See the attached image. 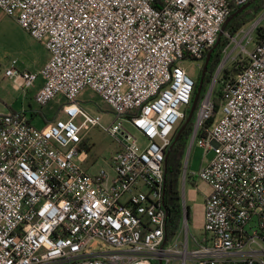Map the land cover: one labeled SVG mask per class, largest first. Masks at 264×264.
<instances>
[{
	"label": "built area",
	"instance_id": "2783aa9c",
	"mask_svg": "<svg viewBox=\"0 0 264 264\" xmlns=\"http://www.w3.org/2000/svg\"><path fill=\"white\" fill-rule=\"evenodd\" d=\"M249 1L0 0L48 52L38 72L12 59L4 78L17 92L41 78L36 103L63 99L66 116L39 129L23 111L0 115V264H264V33L234 77L223 76L234 58L220 61L196 112L189 151L213 152L191 174L212 189L202 238L189 235L183 196L182 227L166 242L164 161L195 88L183 62L201 68L233 7ZM263 22L264 12L224 32L223 54L233 42L245 51ZM86 90L110 107L109 127L80 105ZM95 127L119 144L112 174L82 166L81 132Z\"/></svg>",
	"mask_w": 264,
	"mask_h": 264
},
{
	"label": "rangeland",
	"instance_id": "374dc122",
	"mask_svg": "<svg viewBox=\"0 0 264 264\" xmlns=\"http://www.w3.org/2000/svg\"><path fill=\"white\" fill-rule=\"evenodd\" d=\"M263 12L264 10L259 12L253 21L257 20ZM253 21L244 26L245 30L249 28ZM262 26L264 27V22ZM240 37H242V35L238 36V39H240ZM255 42V33H252V42L245 47V51L237 48V44L233 42L228 47L227 54H222L221 56V60L228 57V54H230L231 58H234L235 62L232 60L227 62V69L230 70L235 63H246V53L254 48ZM42 53V44L33 40L17 25L12 17L7 16L0 11V114L8 113L11 108L13 110H20L21 104L28 108L30 106L32 110L35 112L40 111L42 114V116H33L31 118L32 125L39 129L43 128V119L51 120L55 117L62 120L66 119L65 114L62 112L64 100H53L48 105L40 107L33 97V88L29 90L30 92L27 96H25L26 92L14 91L11 86L12 81L4 78L3 72L10 66V61L12 59L17 60V67L20 70L28 69L36 71L40 66V57ZM201 64L200 61L194 60H186L183 62V66L188 75L194 80H196L200 73ZM218 87L219 84H217L216 89H218ZM79 102L82 108L87 112L91 114H99L102 119L101 123L104 127H109L113 122L114 115L112 114L110 107L92 91L86 90L83 95L80 96ZM221 116L220 107L216 113V119H219ZM80 121L81 119L78 118L75 122L80 123ZM180 124L176 126V129ZM212 124L213 121L211 125ZM126 127L130 132L135 133L129 125L126 124ZM81 136L84 141V146L82 148L87 151L89 155L86 162L82 163V166L90 173L104 170L108 171L109 174H112L110 160L119 146L118 142L98 127L83 130ZM189 143L190 139L181 162L178 197L181 204L184 196L186 206L189 209V235L195 236L200 240L203 232L202 217L204 214V202L212 193V189L205 181L194 178L191 174L197 173L202 166H205L213 158V152L210 151L205 154L204 149L200 148L197 144H194L189 151ZM186 161L188 164L186 169L187 176L183 185V173ZM181 225L182 223L180 224V228L182 227ZM181 232L180 235L183 237V231Z\"/></svg>",
	"mask_w": 264,
	"mask_h": 264
},
{
	"label": "trees",
	"instance_id": "16d2710c",
	"mask_svg": "<svg viewBox=\"0 0 264 264\" xmlns=\"http://www.w3.org/2000/svg\"><path fill=\"white\" fill-rule=\"evenodd\" d=\"M250 3V6H248L245 10H243L241 13H239L237 16H235L227 25L225 32L233 35L237 31H239L242 27H244L249 22L253 21L257 14L264 10V0H254L251 2V0L248 2ZM241 6H234L232 9L231 14L236 12ZM264 33V27L260 26L256 29V41H258ZM229 41L222 35L221 39L219 41V44L217 48L212 52L210 56V60L207 65V73L205 74L203 78L202 83V90L199 96V100L195 109V113L191 119V121L188 123V125L185 127L181 135L179 136L178 140L174 144L173 148L171 149L170 153L167 157V171L165 175V195H164V206L167 212V221H166V242H169L173 236L179 231L181 219H182V210L181 205L178 197V182L180 177V167L183 155L185 153V150L187 148L189 139L191 137V134L193 132L194 127V120L196 117V112L198 110V106L200 103V100L203 98L207 87L211 81L212 74L216 70L218 64L221 61V56L223 54L224 49L227 47ZM246 63H235L231 67V69L224 70L223 76L224 78L228 77H234L238 72L241 71L243 66ZM203 67V66H202ZM202 67L200 69V73L198 77L195 80V88L193 96L196 92V88L198 87L199 81L201 79V73H202ZM214 101L215 104L218 106L220 101V92L217 91L214 93ZM190 108V106H189ZM189 108L187 109L185 116L183 120L181 121L180 126L176 129L174 133V137L176 136V133L178 129L183 125V123L186 121ZM9 112L14 113L16 111L9 110ZM36 115L41 114L40 111L35 112ZM54 118L51 120L43 119L44 126L48 125ZM212 119L207 120L203 124V129H208L209 126L212 123ZM30 122V119H29ZM204 135V132L201 131L198 135V137H202Z\"/></svg>",
	"mask_w": 264,
	"mask_h": 264
},
{
	"label": "water",
	"instance_id": "95a60500",
	"mask_svg": "<svg viewBox=\"0 0 264 264\" xmlns=\"http://www.w3.org/2000/svg\"><path fill=\"white\" fill-rule=\"evenodd\" d=\"M254 0H251V2H253ZM250 5V3H246L245 5L241 6L236 12H234L233 14H231L223 23L222 27H221V33H219L218 37H217V40H216V43L215 45L208 51V53L206 54V59L204 61V64H203V67H202V73H201V79L199 81V84H198V87L196 88V92L193 96V99H192V102H191V105H190V108H189V111H188V115H187V118H186V121L183 123V125L178 129L177 133H176V136L174 137V141L171 145V147L169 148L168 152L166 153V156H165V161H164V172H165V175H166V167H167V157H168V154L170 153L171 149L173 148L174 144L176 143V141L178 140L179 136L181 135V133L183 132V130L185 129V127L188 125V123L191 121L192 119V116L194 114V111L196 109V106H197V103H198V100H199V96H200V93H201V90H202V83H203V78L205 76V74L207 73V65H208V62L210 60V56H211V53L212 51L218 46L219 44V41L221 39V36L222 34L225 32V29L227 27V25L229 24V22L235 17L237 16L239 13H241L243 10H245L248 6Z\"/></svg>",
	"mask_w": 264,
	"mask_h": 264
},
{
	"label": "crops",
	"instance_id": "0c3cea01",
	"mask_svg": "<svg viewBox=\"0 0 264 264\" xmlns=\"http://www.w3.org/2000/svg\"><path fill=\"white\" fill-rule=\"evenodd\" d=\"M42 47H43V53H42V55H41V57H40V66H39L38 70H36V71H34V70H28V69H25V70H27V71H31V72H38V71L44 66V64H45L46 61L48 60V52L46 51V49H45V47L43 46V44H42ZM41 85H42V79H41V78H38V80L36 81L35 86L33 87V97L35 96L36 92L38 91V89L40 88ZM29 92H30V91L28 90V91L26 92L25 96H27ZM10 110H12V111H23L24 114L28 117V119H30V122H31V118H32L33 116H39V114H38V115L35 114V111L32 110V109L30 108V106H29V108H28V107H25V106L22 105V104H21V108H20V110H13L12 108H11ZM2 114H3V113H2ZM2 114H0V115H2ZM4 114H5V113H4ZM31 123H32V122H31ZM43 126H44V125H43ZM83 146H84V141H83V143H82V147H83ZM202 221H203V217H202Z\"/></svg>",
	"mask_w": 264,
	"mask_h": 264
},
{
	"label": "flooded vegetation",
	"instance_id": "af4514ba",
	"mask_svg": "<svg viewBox=\"0 0 264 264\" xmlns=\"http://www.w3.org/2000/svg\"><path fill=\"white\" fill-rule=\"evenodd\" d=\"M216 48H217V47H216ZM216 48H215V49H216ZM215 49H214V50H215ZM214 50H213V51H214ZM213 51H212V52H213ZM211 54H212V53H211ZM205 59H206V58H205ZM204 61H205V60H204Z\"/></svg>",
	"mask_w": 264,
	"mask_h": 264
}]
</instances>
